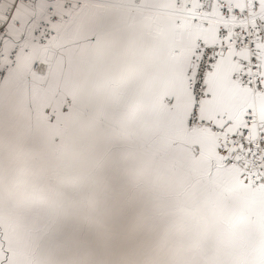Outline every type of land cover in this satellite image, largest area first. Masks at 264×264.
I'll return each mask as SVG.
<instances>
[{
	"label": "crops",
	"instance_id": "1",
	"mask_svg": "<svg viewBox=\"0 0 264 264\" xmlns=\"http://www.w3.org/2000/svg\"><path fill=\"white\" fill-rule=\"evenodd\" d=\"M90 1L71 12L56 3L71 16L57 44L33 46L0 78V257L89 264L79 261L88 245L116 255L122 245H144V257L154 249L159 264H196L199 250L219 245L217 233L252 248L249 261L238 252L233 264H264V188L219 168L218 139L187 128L188 70L200 32L177 34L175 0ZM17 20L0 37V51L26 27ZM214 71L206 119L228 132L218 115L233 119L234 129L245 107L264 114V97ZM47 107L60 110L55 123L43 114ZM166 245L172 261L164 260ZM183 245L194 253L181 261ZM92 264L115 262L94 251Z\"/></svg>",
	"mask_w": 264,
	"mask_h": 264
},
{
	"label": "snow or ice",
	"instance_id": "2",
	"mask_svg": "<svg viewBox=\"0 0 264 264\" xmlns=\"http://www.w3.org/2000/svg\"><path fill=\"white\" fill-rule=\"evenodd\" d=\"M136 2L139 3V0ZM225 3L209 0L206 5L201 0H192L189 5L184 0L185 9L191 7L195 11V15L191 17L193 22H201L204 27H208L211 21L217 20V33L223 37L215 43L205 42L203 55L199 54L200 49L196 50L197 57L194 58H198L200 63L196 67V79L190 82L194 97L198 99L205 88V73L217 67L227 54H231L230 61L235 65L233 78L246 83L253 96L264 97V0H247L244 6L237 3L235 7L231 6V0H225ZM105 7L118 8L119 5ZM50 11L55 12V8L50 6ZM225 13L233 20L231 27L225 22ZM245 17H252L251 23L244 21ZM242 52L246 55H240ZM6 76L7 70L0 69V78ZM204 94L208 95L206 91ZM196 119L197 113L193 111L190 122H195ZM239 120L240 123L234 129L231 118L222 125L229 131L220 151L237 164L242 176L247 175L253 182L264 186V114H259L255 107L249 106L243 109ZM240 153L244 154L243 158ZM10 257L11 253L5 252L0 257V264H11Z\"/></svg>",
	"mask_w": 264,
	"mask_h": 264
},
{
	"label": "built area",
	"instance_id": "3",
	"mask_svg": "<svg viewBox=\"0 0 264 264\" xmlns=\"http://www.w3.org/2000/svg\"><path fill=\"white\" fill-rule=\"evenodd\" d=\"M62 2V7L66 11H84L90 8L92 1L90 0H0V37L5 36L10 33L12 26L19 27L20 23L17 20L18 16H22L27 20V25L23 28L21 34H19L18 39L12 44L9 50L0 51V69H6L7 74L18 64L20 56L22 54H29L33 46L38 45L47 49H52L58 42L63 31L71 22L70 15H64L58 10L56 3ZM202 3L208 4L209 0H201ZM221 3H225V0H220ZM247 0H241V6H244ZM187 3L191 5L192 0H187ZM238 2L236 0H231V6L235 7ZM33 7L32 10H28L29 7ZM50 6L55 8V12L50 11ZM225 3V7H227ZM175 9L177 11L178 21H177V34L180 35L182 31L192 32L197 30L200 35L196 39L195 45L192 49L190 57V68L188 70L189 85L193 96V106L191 114L193 111L197 113V119L195 122H190L191 114L188 119L187 128L189 131L203 130L207 133L215 136L220 142V148L218 149V167L226 172L238 171L240 178L253 188H264L259 182H253L247 175H241L240 168L237 164L228 159L224 153L220 151L224 146V141L227 136V131L221 128L217 122L206 119L203 116V110L205 104L213 99V96L208 91V80L212 75L214 69L205 73V88L202 89L199 98L194 97L192 83L196 79V67L200 63L197 57V49H200V55H203L204 43H215L220 39H223L222 35H218L217 27L218 21L213 20L210 22L208 27H204L201 22H193L191 17L195 15L193 8L189 7L185 9L184 0H175ZM218 16V14H217ZM227 20L225 21L229 27H231L233 20L225 13ZM53 17H58V19H53ZM221 20L223 18H220ZM244 21L251 23L252 17L243 18ZM214 29V30H212ZM211 32L215 35V40L210 41ZM55 33V34H53ZM51 37V39H49ZM179 55V52L175 53ZM231 54H227L230 56ZM240 55H246L242 52ZM221 62V61H220ZM218 63V65L220 64ZM40 67V62H37L34 66V70L38 71ZM232 80L238 86L240 90H248L246 83H241L238 79L233 78V72L235 71V65L232 64ZM208 95H205L204 92ZM257 97V96H255ZM71 100L68 99L66 104L62 108V112L67 113L70 109ZM256 109L257 107L254 106ZM257 112L260 114L259 110ZM60 113V110L47 107L43 110V114L48 118L50 123H55L56 119ZM216 120L218 122L227 123L229 117L227 115H218ZM229 141L231 137H228ZM241 157H244L243 153H240ZM223 157V159H222ZM213 160V157H211ZM243 163V159L241 164Z\"/></svg>",
	"mask_w": 264,
	"mask_h": 264
},
{
	"label": "rangeland",
	"instance_id": "4",
	"mask_svg": "<svg viewBox=\"0 0 264 264\" xmlns=\"http://www.w3.org/2000/svg\"><path fill=\"white\" fill-rule=\"evenodd\" d=\"M236 1L239 4H241V0H236ZM195 33L196 31L193 32V34ZM214 76L220 77V78H225V77L229 78L231 76V66L227 58L221 61V63L217 66L216 70L214 71ZM232 195H234L233 192H232ZM139 236L140 234L134 235V237H139ZM155 237H156V233H151L147 235V238H150L151 240ZM213 238H214V241L217 240V243L219 245H214L213 247H209L208 245L204 250L203 249L199 250L197 257L198 259H202V260H200V262L196 260V264H233V262L236 260V256L238 252H241L240 256H242V259L244 260L246 259L247 261H249V259H251V257L254 255V252L251 250L252 248H250V251H249V249H247L246 247H242L240 245H232V244L230 245V243L235 244L236 240L227 238L228 240L226 242L228 244L224 243L220 240L221 236L217 233L214 234ZM127 246L122 245L121 246L122 250L118 249L117 255H116L110 252L108 249L104 248L103 245H100L99 248L97 247V245H88L86 246V249H84V251H80L81 254H80L79 261L80 262L86 261L87 263L92 264L93 252L96 251L97 256L99 255L101 258H104L106 260L111 258V260H114L115 264H124L121 262V260L125 258L129 260V264H159L158 263L159 258L157 259L156 250L149 249V251L147 252V256L144 257L143 250L147 249V248L144 249L145 248L143 247L144 245H127ZM183 246H185L186 248H182V253L184 254H182L181 256V261L187 257L188 252L194 253V251L192 250L190 251L187 248L188 245H183ZM222 246L225 249L224 252L226 253L227 251V254L225 255H222V250L220 249ZM166 248L167 249L163 251L166 258L164 259L162 257L160 258V260L162 261L164 259L165 261H172V258L175 256L173 252V247L172 245H166ZM204 251L207 253V255H205ZM71 252L72 251L70 250V253ZM148 257H151V258H148ZM184 264H189L188 259L184 261Z\"/></svg>",
	"mask_w": 264,
	"mask_h": 264
}]
</instances>
